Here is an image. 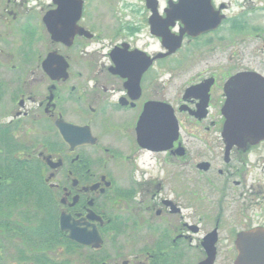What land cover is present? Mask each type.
<instances>
[{"label":"flooded vegetation","instance_id":"1","mask_svg":"<svg viewBox=\"0 0 264 264\" xmlns=\"http://www.w3.org/2000/svg\"><path fill=\"white\" fill-rule=\"evenodd\" d=\"M259 10L0 0V260L236 264L264 234V139L226 138V85L264 77L240 43Z\"/></svg>","mask_w":264,"mask_h":264},{"label":"water","instance_id":"2","mask_svg":"<svg viewBox=\"0 0 264 264\" xmlns=\"http://www.w3.org/2000/svg\"><path fill=\"white\" fill-rule=\"evenodd\" d=\"M226 90V138L232 144L264 139V77L255 72L240 73L227 82ZM259 235L264 236L262 233L242 234L240 259L236 264H264V246L252 238ZM252 257L263 260H250Z\"/></svg>","mask_w":264,"mask_h":264},{"label":"rangeland","instance_id":"3","mask_svg":"<svg viewBox=\"0 0 264 264\" xmlns=\"http://www.w3.org/2000/svg\"><path fill=\"white\" fill-rule=\"evenodd\" d=\"M115 1V0H113ZM119 1L122 5L124 1H132V0H116ZM106 16V15H105ZM253 20V23H256L258 29L257 32L262 33L260 35V38L252 39V40H244L242 39L240 43L243 45L242 52L244 53L243 58L246 56L247 59H252V63L259 66L258 68L262 71H264V51L262 50L264 48V11H257L254 13V15L251 18V21ZM108 28L115 27V25L108 24ZM235 42H238L237 40ZM234 44L233 40H227V45ZM255 47V50L253 49ZM237 47L230 46L227 48V54H226V61L229 58V56L233 53L232 50H235ZM251 53V54H250ZM9 251V250H8ZM75 262V260H73ZM1 264H24V263H18L16 260H1ZM75 264V263H74Z\"/></svg>","mask_w":264,"mask_h":264},{"label":"trees","instance_id":"4","mask_svg":"<svg viewBox=\"0 0 264 264\" xmlns=\"http://www.w3.org/2000/svg\"><path fill=\"white\" fill-rule=\"evenodd\" d=\"M0 264H1V260H0Z\"/></svg>","mask_w":264,"mask_h":264}]
</instances>
